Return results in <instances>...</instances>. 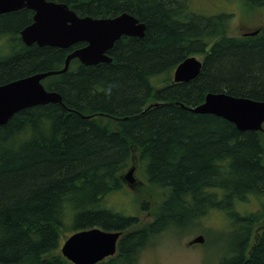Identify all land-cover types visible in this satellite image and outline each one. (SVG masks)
<instances>
[{
    "label": "trees",
    "instance_id": "obj_1",
    "mask_svg": "<svg viewBox=\"0 0 264 264\" xmlns=\"http://www.w3.org/2000/svg\"><path fill=\"white\" fill-rule=\"evenodd\" d=\"M54 1L79 15L128 12L146 29L141 37L116 40L110 62L86 65L75 58L66 71L42 80L62 103L26 107L0 125V264H75L61 246L71 233L93 226L122 231L117 253L96 264H137L150 235L212 208L229 214L237 229L234 254L219 264H264V206L239 207L251 196L264 198V131L241 130L189 108L208 92L264 100V27L233 36L228 14L201 15L185 0ZM241 2L264 7V0ZM32 13L24 7L0 14V34L9 36L0 84L62 69L68 54L85 44H25L20 30ZM196 53L203 56L200 74L173 82V69ZM162 73L161 85L154 80ZM132 165L144 177L138 194H167L153 205L151 224L137 226V215L106 200L124 190ZM255 219L260 230L249 248Z\"/></svg>",
    "mask_w": 264,
    "mask_h": 264
},
{
    "label": "water",
    "instance_id": "obj_2",
    "mask_svg": "<svg viewBox=\"0 0 264 264\" xmlns=\"http://www.w3.org/2000/svg\"><path fill=\"white\" fill-rule=\"evenodd\" d=\"M28 8L34 11L33 20L20 30L23 42L67 48L84 42L85 45L71 51L65 66L59 70L41 71L0 84V125L26 107L50 102L62 103V95L48 90L42 80L69 68L70 61L78 58L86 65L110 62L108 51L122 35L143 36L146 24L131 13L124 12L112 17L79 15L66 2L54 0H0V14ZM260 29L245 33L257 34ZM203 61L196 55L187 56L175 69L176 82H189L196 78ZM198 113H211L234 123L241 130L264 131V100L236 96L228 92H208L204 101L189 107ZM132 166L124 175L127 184L139 181ZM120 230H106L99 226L77 230L69 235L61 246L62 254L75 264H96L116 254ZM198 235L190 244L203 242Z\"/></svg>",
    "mask_w": 264,
    "mask_h": 264
},
{
    "label": "rangeland",
    "instance_id": "obj_3",
    "mask_svg": "<svg viewBox=\"0 0 264 264\" xmlns=\"http://www.w3.org/2000/svg\"><path fill=\"white\" fill-rule=\"evenodd\" d=\"M185 1L190 11L201 15L228 14L229 34L233 36H241L245 32L264 27V7L256 11V7L246 6L241 0ZM7 40L9 36L0 34V55L6 49ZM198 57L201 59L202 55ZM163 76L165 77L162 73L154 81L161 84ZM134 175L144 179L139 171ZM142 186L140 182L133 186L125 184L124 190L114 192L106 198L110 206H117V209L124 211L125 214L137 215L139 220L137 226L151 224L155 220L153 205L162 204L163 198L167 196L165 193L151 196L152 191L145 190L138 194ZM144 188L147 189V186ZM249 198L239 205L240 209L255 211L264 206V198H258L256 195ZM231 223L229 214L213 208L199 215L187 217L185 221L169 223L164 229L150 235L147 244L138 251L136 262L137 264H219L223 258L234 254L232 240L237 229L233 230ZM259 226L256 220L250 225L249 248L255 243ZM68 235L69 233L64 238ZM198 235H203L204 241L190 244V240Z\"/></svg>",
    "mask_w": 264,
    "mask_h": 264
},
{
    "label": "flooded vegetation",
    "instance_id": "obj_4",
    "mask_svg": "<svg viewBox=\"0 0 264 264\" xmlns=\"http://www.w3.org/2000/svg\"><path fill=\"white\" fill-rule=\"evenodd\" d=\"M33 15H34V11H33V13H32V19H33ZM258 33H259V32H258ZM120 37H122V36H120ZM118 39H119V38H118ZM118 39H117V40H118ZM115 42H116V41H115ZM79 43H80V42L75 43V44H73V45L75 46V45H77V44H79ZM84 45H85V44H84ZM71 46H72V45H71ZM71 46H70V47H71ZM73 59H75V58H73ZM76 59H78V58H76ZM78 60H79V59H78ZM79 61H80V60H79ZM80 62H81V61H80ZM81 63H82V62H81ZM83 64H84V63H83ZM183 82H184V81H183ZM176 83H180V82H176ZM255 211H256V210H255ZM243 213H244V212H243ZM255 220H256V219H255ZM259 228H260V227H259ZM258 230H259V229H258ZM248 240H249V239H248ZM255 244H256V238H255ZM255 244H254V245H255ZM252 247H253V245H252Z\"/></svg>",
    "mask_w": 264,
    "mask_h": 264
},
{
    "label": "bare ground",
    "instance_id": "obj_5",
    "mask_svg": "<svg viewBox=\"0 0 264 264\" xmlns=\"http://www.w3.org/2000/svg\"><path fill=\"white\" fill-rule=\"evenodd\" d=\"M233 201V200H232ZM253 227V226H252Z\"/></svg>",
    "mask_w": 264,
    "mask_h": 264
}]
</instances>
